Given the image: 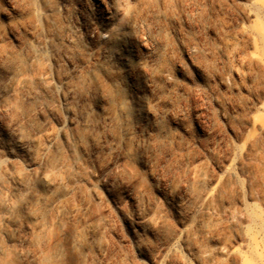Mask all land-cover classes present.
<instances>
[{"label":"rangeland","instance_id":"obj_1","mask_svg":"<svg viewBox=\"0 0 264 264\" xmlns=\"http://www.w3.org/2000/svg\"><path fill=\"white\" fill-rule=\"evenodd\" d=\"M104 4L0 0V243L19 264H264V0Z\"/></svg>","mask_w":264,"mask_h":264},{"label":"bare ground","instance_id":"obj_2","mask_svg":"<svg viewBox=\"0 0 264 264\" xmlns=\"http://www.w3.org/2000/svg\"><path fill=\"white\" fill-rule=\"evenodd\" d=\"M94 4H95L96 7L100 8V9L102 7H105L106 8V6L104 4V0H94ZM112 39H113V40H111L112 41V47L114 49H116L118 47V43H120V41H122V39H121V37L119 38V36H113ZM117 52H118V49H117ZM45 85H47V84L45 83ZM31 86H32L31 82L24 81L22 87L24 89L27 88L29 90V88ZM28 90H26V91L28 92ZM6 104H7L8 107H10V109H14V111L17 109V106H18L16 101L15 102H9V103H6ZM2 106H4V103H3ZM130 111L131 110H129V112ZM10 182H11V179H10V177L8 175H4V176H1L0 177V208H3L6 205V200L2 196L3 192L14 193V190L15 189H14V187L12 188V186L10 185ZM40 198H41V195L40 194H37L36 193V190H33L32 193H31V195H30L31 201L32 200L33 201L35 200V202H37L38 200H40ZM32 213L34 215H36V211H33ZM17 227H18V225L16 224V226H14V229L16 230ZM4 235L8 237L10 235V233L4 231ZM55 255H56V252L53 253V255H50L49 254V257H53ZM25 256L26 255H22V254L16 252L15 250H8V249H6L0 243V257L3 260L2 263H0V264H19L20 260H22ZM36 262H37V264H43L44 258L43 259L36 258Z\"/></svg>","mask_w":264,"mask_h":264}]
</instances>
